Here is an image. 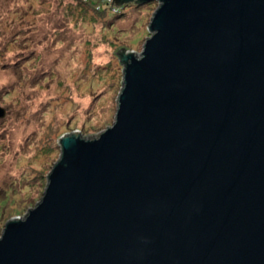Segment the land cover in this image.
Segmentation results:
<instances>
[{
    "label": "water",
    "instance_id": "water-1",
    "mask_svg": "<svg viewBox=\"0 0 264 264\" xmlns=\"http://www.w3.org/2000/svg\"><path fill=\"white\" fill-rule=\"evenodd\" d=\"M145 1L113 125L57 139L0 264H264V0Z\"/></svg>",
    "mask_w": 264,
    "mask_h": 264
},
{
    "label": "rangeland",
    "instance_id": "rangeland-1",
    "mask_svg": "<svg viewBox=\"0 0 264 264\" xmlns=\"http://www.w3.org/2000/svg\"><path fill=\"white\" fill-rule=\"evenodd\" d=\"M76 3L0 0V235L9 215L22 218L40 201L37 175L46 185L59 137L87 140L113 125L124 69L113 53L140 54L157 8L121 18Z\"/></svg>",
    "mask_w": 264,
    "mask_h": 264
},
{
    "label": "trees",
    "instance_id": "trees-1",
    "mask_svg": "<svg viewBox=\"0 0 264 264\" xmlns=\"http://www.w3.org/2000/svg\"><path fill=\"white\" fill-rule=\"evenodd\" d=\"M75 1L77 2L76 4H78L79 6L80 4L84 7L86 6L85 8L93 11L94 13L103 14V15L108 13L111 14L114 13V15H116L115 17H121V18H126L128 15L127 13L131 10L137 12L138 10H143L145 7L152 12L155 4L154 1L150 2L145 0H133L130 2H124V1L118 2L116 0H112L113 4H111V2H109L108 0H75ZM126 50L127 47L119 48L117 52V56H120V58H122ZM54 148H55L54 151L58 154V147L54 146ZM51 152H53L52 148H50V150L48 149L45 154L50 156L52 155ZM39 175H37L38 178H40L43 181L44 184L42 185L45 186V179L42 177V175H40V177ZM33 204H34L33 201L28 202V205H33ZM13 213H18V211H13ZM10 217H12V215H9L5 219V222L8 221Z\"/></svg>",
    "mask_w": 264,
    "mask_h": 264
},
{
    "label": "built area",
    "instance_id": "built-area-1",
    "mask_svg": "<svg viewBox=\"0 0 264 264\" xmlns=\"http://www.w3.org/2000/svg\"><path fill=\"white\" fill-rule=\"evenodd\" d=\"M109 2H111L112 0H108Z\"/></svg>",
    "mask_w": 264,
    "mask_h": 264
}]
</instances>
